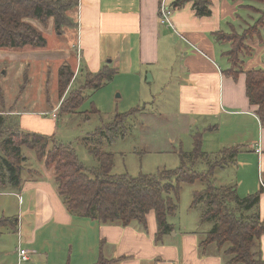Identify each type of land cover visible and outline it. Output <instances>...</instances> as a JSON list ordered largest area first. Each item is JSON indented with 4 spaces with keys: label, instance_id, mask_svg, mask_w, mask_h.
I'll return each mask as SVG.
<instances>
[{
    "label": "crops",
    "instance_id": "crops-1",
    "mask_svg": "<svg viewBox=\"0 0 264 264\" xmlns=\"http://www.w3.org/2000/svg\"><path fill=\"white\" fill-rule=\"evenodd\" d=\"M173 1L77 0V6L68 13L73 12L76 25L72 49H45L35 53H47L51 58L53 54L59 55V59L66 61L63 64H70L74 75L98 72L119 58L121 50L126 54L127 68L136 69L137 75L142 70H156L164 89L174 92L178 116L188 117L195 123L200 121L203 131L215 130L218 126L228 131V138L216 143L221 147L217 151L225 146L242 147L235 161L240 168L245 163L254 164L257 180L244 191L246 195L254 193L262 188L260 181L264 184V128L254 114L255 107L246 98L244 73L239 72L235 77L228 74L231 63L225 53L230 44L215 41L214 34L229 33L232 29L238 32L239 24L247 22L246 9L255 3L211 0L210 15L200 17L190 3L172 8ZM161 6L170 10L171 26L160 22ZM48 25L52 26V19ZM258 31L259 39L252 36L246 40L250 54L242 58V71L264 68V27ZM151 81L153 76L149 74L146 83ZM10 113H3L4 119L15 120L23 130H54L55 119L50 114L41 117L18 109ZM32 168L35 174H22L19 188L0 187V198H3L0 218L17 219L16 232L22 234L23 243L28 245H33L39 229L48 225L67 233L65 248L75 250L72 257L62 255L63 264H228L215 246L199 247L208 230L203 229L198 214L192 218L181 217L178 225L169 219L173 230L157 241L153 212L146 215V230L136 222L121 226L77 217L61 202L53 172L43 161L37 160ZM242 184V180H237L236 190ZM262 189L257 214L264 221ZM12 200L15 206L11 205ZM7 229V226L0 227V233ZM21 241L19 235L18 246H23ZM257 244L264 264V234Z\"/></svg>",
    "mask_w": 264,
    "mask_h": 264
},
{
    "label": "trees",
    "instance_id": "trees-1",
    "mask_svg": "<svg viewBox=\"0 0 264 264\" xmlns=\"http://www.w3.org/2000/svg\"><path fill=\"white\" fill-rule=\"evenodd\" d=\"M187 3L191 4L197 16H209L211 13V0H174L171 6L179 8ZM76 6L77 0H0V50L44 48L46 38L31 21L44 25L52 19L53 29L59 34L62 28L76 27L68 14ZM263 20H258L254 27L243 33L235 29L229 33L217 32L214 40L230 44L225 53L231 63L228 74L235 77L239 72L244 73L246 98L255 107L254 114L264 128V68L242 71L239 67L236 70L242 60L240 56L250 54V47L244 41L252 36L260 38L258 29L264 27ZM69 69L65 64L58 70V87L62 91L73 79V72ZM113 75L114 70L107 67L96 73H87L83 87L72 91L74 93L70 92L69 97L60 104V111L62 108L67 113L74 111L82 102L83 89L99 88ZM125 115H115L111 122L94 132L93 135L98 137L96 145L99 146L89 150L96 160L92 167H86L70 145L57 141L53 135L13 128L0 115V187L8 185L19 188L21 185L23 171L19 162L24 158L20 155V149L25 147L53 172L60 200L72 215L121 226L136 222L146 230V215L153 212L156 240L159 241L173 230L169 219L176 213L181 185L199 181L203 187L193 192L191 206L201 202L205 209L200 222L212 223V228L207 231L199 247L215 246L228 264H263L257 243L264 234V221L259 219L255 209L263 189L239 197L234 187H218L213 179L216 168L235 161L240 147L222 148L219 151L221 157L208 165L205 172H200L194 169L204 156L201 134L198 133L193 136L191 151H180V165L177 168L161 169L154 174L139 173L136 176L114 173V156L102 150L100 145L103 141L109 144L120 133L122 135ZM3 226L16 228L17 219L0 218V227Z\"/></svg>",
    "mask_w": 264,
    "mask_h": 264
},
{
    "label": "rangeland",
    "instance_id": "rangeland-1",
    "mask_svg": "<svg viewBox=\"0 0 264 264\" xmlns=\"http://www.w3.org/2000/svg\"><path fill=\"white\" fill-rule=\"evenodd\" d=\"M253 3H255L254 6L246 9L248 11V15L245 17L247 22L239 24L240 27L237 29L239 33L250 30L258 20L264 19V2ZM70 17L74 23L73 12L70 13ZM48 21L44 25L34 20L31 21L44 36L46 34L44 49L0 50V114L2 113V117H4L3 113L11 115V110L15 109L25 110V113L29 115L36 114L41 117L50 114L51 118L55 119L52 132L23 129L22 131L53 135L57 141L70 145L75 150L80 162L86 167H92L96 164V160L89 150L99 146V144L96 145L98 137L93 135L94 132L100 126L111 122L115 115L126 114L124 128L121 130L122 135L120 133L109 144L100 145L102 150L113 154L114 173H127L136 176L139 173L154 174L161 169L177 168L180 165V151L185 152L192 149L190 139L193 140V136L198 133L201 134V150L204 156L194 166V169L205 172L208 165L221 157V154L217 153L221 147L218 148L219 145L216 143L220 144L222 140H226L228 131L221 126L215 127V130L209 128L203 131V124L200 121L195 123L191 122L188 117L178 116L174 92L171 90L168 93L167 88L164 89L162 83L160 84V76L156 70H142L141 74L137 75L136 69L127 68L126 54L123 50L119 51L121 52L119 58L113 60V63H107L109 66H105L114 70L113 77L105 81L99 88L83 89L81 104L74 111L67 113L62 108L61 112L60 104L69 97L70 92L83 87L87 73L84 75L73 74V79L68 87L64 91L59 89L57 74L59 68L65 65L63 63L66 61L63 62L59 59V55L53 54L54 58H51L52 56L47 53L37 54L35 51L72 49L75 29L74 27L62 28L61 33L58 34L54 31L53 26L48 25ZM15 52L23 54L18 55ZM43 58L44 60H41ZM242 58L244 57L240 56V59ZM242 60L236 66L237 71L239 67H243ZM67 65L71 71L72 67L68 63ZM149 74L153 76V81L146 83ZM52 113L55 114L54 118ZM5 120L11 127L21 129L15 120ZM216 122L214 123L216 124ZM217 123L220 124V122ZM234 139L237 140L233 137ZM20 150V155L24 158L19 162L22 174L32 176L34 171L32 167L37 163V159L34 153L27 148L21 147ZM241 166L242 168L234 161L216 168L213 175L215 185L225 188L234 187L237 195L244 197L247 194L244 193L245 189L250 188L251 183L256 179V172L253 163H245ZM239 179L243 184L236 190L235 184ZM202 187L203 184L199 181L194 184L181 185L176 215L170 218L173 223L178 225L181 217L192 218L194 214L201 216L205 209L203 204L200 202L191 206V202L193 192L200 191ZM0 199H2L0 202L3 203V198ZM14 202V200L11 201L12 206H15ZM255 209L258 210V205ZM246 211L250 212V210ZM0 216L3 215L0 214ZM203 224L204 230L212 228L211 221ZM7 228L3 233H0V264L15 262L16 255L13 256V253L16 254L19 235L22 240L21 245H23L21 247L35 251L34 254H31L32 260L28 264H63L65 259L62 255L67 257L74 255L75 248L69 251V247L65 248L64 245V239L68 234L51 225L39 229L33 245L23 243L24 237L21 233L18 235L16 228L10 226ZM44 230L46 232H43Z\"/></svg>",
    "mask_w": 264,
    "mask_h": 264
},
{
    "label": "built area",
    "instance_id": "built-area-1",
    "mask_svg": "<svg viewBox=\"0 0 264 264\" xmlns=\"http://www.w3.org/2000/svg\"><path fill=\"white\" fill-rule=\"evenodd\" d=\"M169 14H170V10L168 8H165L164 6H161L159 8L160 22L171 26L168 17ZM52 117L54 118L55 114L52 113ZM256 152H259V149H256ZM260 185L262 188H264V184L262 183V181H260ZM31 254H32L31 251L22 248L21 246H18L16 250V260L14 264H28L32 260Z\"/></svg>",
    "mask_w": 264,
    "mask_h": 264
}]
</instances>
